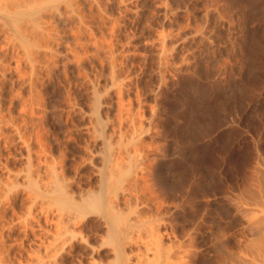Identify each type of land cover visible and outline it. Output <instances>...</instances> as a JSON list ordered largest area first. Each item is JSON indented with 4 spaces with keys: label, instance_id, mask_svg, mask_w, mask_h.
Returning <instances> with one entry per match:
<instances>
[{
    "label": "rangeland",
    "instance_id": "1",
    "mask_svg": "<svg viewBox=\"0 0 264 264\" xmlns=\"http://www.w3.org/2000/svg\"><path fill=\"white\" fill-rule=\"evenodd\" d=\"M101 2L102 9L93 5L92 11H99L105 24L94 27L108 48L111 42L109 49L122 78L118 82L127 87L123 89L125 103L132 100L131 111L139 109L143 118L136 132L139 135L122 137L114 145L121 153L115 149L117 156L114 150L113 173L104 191L110 219L90 210L68 223L65 233L55 224L53 213L50 264L129 263L141 251H177L179 245L185 249L190 244L197 255H208L207 264H217V260L221 264L228 252L240 249L238 241L252 238L239 211L244 197L250 200L253 193L261 195L264 190V0ZM70 70L76 73L75 67ZM12 73H6L0 112H13L20 121L25 112L18 110L23 111V99L30 92ZM53 85L41 87L40 113L36 115L49 150L47 157L60 167L56 168L61 170L59 174L74 178L84 190L99 191V160L86 161L76 169L67 165L74 154H83L88 135L80 125L82 120H74V116L72 120L79 125L73 122L77 125L73 127L69 121L70 131L62 130L50 101L59 91ZM14 89L22 96L11 102L9 94L17 92ZM81 104L87 109V101ZM25 132L32 137L35 152L39 147L35 132L30 125ZM18 149L25 154V148ZM24 162L23 157L16 164L23 166ZM19 194L13 204L21 213L28 200L22 190ZM112 233L118 235L119 249ZM6 235L12 244L11 260L40 263L37 254L36 258L33 255L38 239L32 240V235L25 239L21 229ZM60 238L68 239L60 246ZM218 251H226L220 253L222 261Z\"/></svg>",
    "mask_w": 264,
    "mask_h": 264
},
{
    "label": "bare ground",
    "instance_id": "2",
    "mask_svg": "<svg viewBox=\"0 0 264 264\" xmlns=\"http://www.w3.org/2000/svg\"><path fill=\"white\" fill-rule=\"evenodd\" d=\"M85 3L87 8L84 7ZM101 3V0H0V93H2L4 84H6L4 83L6 73L9 71H14L16 79L21 81L22 86L29 88L28 91L30 92L29 97L23 99L21 106L23 111L18 110L20 113L25 112V115L22 114L24 116L20 121H16L12 116L14 115L13 112L12 115L9 112L7 114L0 112V264H24L11 260L12 244L6 240V233L16 229H21L24 232L25 239L31 235L33 236L32 240L38 239L39 243L35 245L37 246L35 249L33 248L35 253L33 255L37 254L39 264H50V256L52 255H49L51 254L49 252L53 242L50 241L49 235L53 213H55V224L61 225L64 232L69 230L68 223L70 224L71 221H75L90 210L102 213L106 220L110 219L109 213L105 210L104 191L110 175L113 173L112 160L120 152L119 147L117 146L116 149L115 144L122 137L127 138L129 136L133 139V134L139 130L141 118L143 117L139 115L138 107L141 105V101L138 95L136 96L139 103L137 105L138 112L135 110L137 113L131 111L132 103L130 102L132 100L126 101L128 104L125 103L123 89L126 83H119L120 79L122 82V78L119 77V71L113 60L111 42L110 50L106 46L107 44H104L105 41L100 37L101 35L98 36L94 27L105 24L103 16L97 15L99 11L97 13H94V10L92 11V7L96 6L98 9L102 6ZM95 11L97 10L95 9ZM113 27L115 28V26ZM72 66L75 67V74H72L70 70ZM11 81L13 85V79ZM14 81L16 80L14 79ZM46 84H54V87L57 85L59 88L57 89V91L59 90L58 93L56 91L57 94H54L50 101L54 110L53 114L62 124L55 119L56 122L61 124L60 127L64 126L62 130L70 131L69 126L71 124H68L69 121L72 126H77L76 124L79 122L74 120H77V118L82 120L80 125H84L88 135L86 136L88 139L85 148L82 149L84 152L82 151L83 154L81 155L74 156V154L69 158L67 165H75L76 169L86 161L99 160L100 166L98 169L101 177L98 192L96 190V192L84 190L76 183L74 178L65 176L62 173L59 174L61 170L60 172L57 171L58 166L47 157L49 150L41 132V121L37 120L40 118L36 117L42 100V98L40 99L42 95L41 87ZM9 95L12 102L16 97H20L21 92H12ZM44 95H47V93ZM83 100L87 101V109L80 106ZM29 125L35 132L36 144L39 146L35 152L33 151L34 146L31 147L30 139L32 137L25 132V128ZM72 126L71 128L74 127ZM59 129L61 130V128ZM30 133L33 132L30 131ZM135 135L139 134L136 133ZM17 143L20 145L19 147L25 148V154L21 152L23 149L20 151L19 147L15 148ZM130 143L132 142L128 144ZM138 144L140 145L139 142ZM2 147L4 151H2ZM1 151L3 154L6 152L5 156ZM23 157L25 159L23 166L17 165L16 161ZM61 160L60 162H62ZM61 167L63 168V165ZM74 184H77V190L73 189ZM20 190L25 193L28 206L26 210L18 213L19 211L17 212L14 208L13 200L18 196ZM261 192H263L261 195L253 193V195H257L254 196L255 198L253 195V198L249 195L250 200L244 197L246 199L242 204L240 202V209L237 208L239 211L241 210V218L246 222L247 232L252 238H240L241 240L238 242L241 243H237L240 249L238 248L239 250L237 249L234 252H232L233 250L228 252L230 251L228 250L224 261H222L220 253L226 251H218L223 262L221 264H264V190L262 189ZM53 204L56 205L54 208ZM73 234L75 233L73 232ZM112 237L116 248L119 249L118 235L112 233ZM67 239L60 238L59 242L61 244H55L59 247V244L61 246ZM158 242L155 243L156 246ZM149 244L151 245V243ZM189 246L191 248L194 245L191 246L190 244ZM185 249L182 245L178 246L177 251H165L166 249L155 251L156 249L151 248L153 251H141L137 260H133L134 262H118V264H207L209 262L207 254H200L199 252L197 255L195 250L191 251L189 249L190 251H187ZM118 253H121V251H118ZM32 258L34 260V257ZM216 262L220 263V260ZM34 263L36 262L32 264Z\"/></svg>",
    "mask_w": 264,
    "mask_h": 264
}]
</instances>
